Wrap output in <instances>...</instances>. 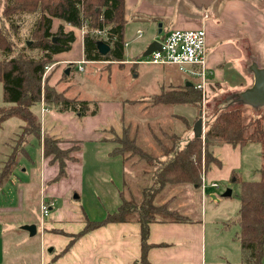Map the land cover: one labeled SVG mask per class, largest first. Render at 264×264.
Segmentation results:
<instances>
[{"label": "crops", "instance_id": "1", "mask_svg": "<svg viewBox=\"0 0 264 264\" xmlns=\"http://www.w3.org/2000/svg\"><path fill=\"white\" fill-rule=\"evenodd\" d=\"M133 7L138 9L135 11H145L151 17H160L163 20L160 25L164 27L167 23L175 25L176 28L203 27L206 31L208 50L206 86L210 91L214 87L220 93H225L228 100L240 102L237 96L240 97L251 87L254 82V71L264 66V55L262 56L264 5L258 0H213L208 4V9L203 12L195 7L194 10L189 11L188 16L179 14L175 19L173 14L176 10L171 9L170 6L144 0H125L126 22L129 10ZM162 29L160 28L158 32ZM66 30H72L74 36L77 35V31L79 33L70 50L54 56L56 65L51 75H56V69L59 68L68 80L71 67L75 64L78 69L76 61L80 60L84 63L103 65L104 68L109 69L112 63L119 65L124 63L123 60H86L81 29L67 25ZM103 36L104 33L97 38ZM155 40L157 39L152 37L145 40L142 45L140 44L131 63H141L142 59L138 58L143 56L144 51ZM126 46L128 43L123 41V51ZM160 71L162 70L157 73L159 74ZM162 76L163 80L159 75L155 76L151 88H148L141 97L144 101L131 98L129 103L137 107L140 106L139 103L147 105L149 114L143 123L148 122L154 127L157 123H161L164 127L172 128L180 136V145L183 146L193 136L198 135L196 123L203 113L202 109L198 111L194 106L187 104L151 106L149 100L152 95L160 93L163 89L183 86L187 82L195 84L200 80L197 78L195 82L186 81L183 84L173 85L168 84L164 74ZM159 82L162 84L160 85ZM48 83L58 91H63L69 98L88 100L72 95L70 87L59 85L58 79ZM136 100L139 102H135ZM96 103V114L82 117L70 111L59 112L53 108H48L41 114L40 102L32 106V110L40 121V137L30 139L23 147L29 159L35 146L38 147L39 175L35 179L20 178L15 174L17 168L21 167L19 162L8 180L0 183V207L6 208L0 212L12 215L0 216V264H230L227 251L223 248L219 250L215 242L208 244V236L211 235V240L214 239L215 234H219V230L217 227L212 230L207 227L206 208L203 218V192L206 187L217 188L218 186L213 187L212 183L222 180L230 181L238 177L237 169L241 167V151H235V147L241 146L233 147L229 143L218 144L212 148V154L219 160V164L211 163L204 170V188L194 186L198 191L195 197L191 198L200 204L195 208L196 212L192 206L188 207L186 201L183 204L178 202L177 209L189 218L187 221H153L149 224L150 248L147 251V262L140 261V224L137 221V215H133L134 218L128 221L105 223L72 240L71 235L79 232L87 221L100 220L110 212L105 210L101 218H92L91 214L84 212L82 205L78 206L73 200L85 197V193L90 194L89 196L105 194L114 205L112 212L118 208L122 194L128 198L124 192V186L127 183L128 174L132 172L128 167L129 159L125 162L122 155L112 153L115 144L109 140L113 135H122L125 104L122 100L116 99L97 100ZM216 104L221 105L222 101ZM166 106H169V109H165ZM136 112L139 110L137 109ZM150 116H152L151 119ZM181 125L184 126L185 131L180 133L177 130ZM17 126L21 128L22 123ZM145 129L142 134L146 137L149 130ZM203 131L204 122L202 121ZM135 132L138 133V131ZM45 138L59 140L58 145L62 149L73 145L78 146V149L71 154L75 159L66 160L65 173L61 177H57L59 170L57 162L51 163L50 157L44 155ZM96 162L105 170L102 180L97 184L96 181L89 180L90 175L94 173L93 168L97 166ZM22 170L24 171V168ZM86 188L90 191L87 192ZM173 196H170L171 200L169 198L170 204L178 199L176 195ZM94 197L100 198V196ZM211 197L217 200L215 195L211 194ZM88 199L93 201L92 198ZM41 201L53 203L43 220H41L40 211ZM25 211L27 213H24ZM16 214L18 218L19 215L24 216L20 221L17 220L19 221L17 224L15 221L11 224L10 219ZM29 224L36 226L34 235H30L24 228ZM226 226L227 224L224 228ZM11 236L14 243L11 242ZM225 246L227 248V243ZM216 254L217 256L214 257Z\"/></svg>", "mask_w": 264, "mask_h": 264}, {"label": "trees", "instance_id": "2", "mask_svg": "<svg viewBox=\"0 0 264 264\" xmlns=\"http://www.w3.org/2000/svg\"><path fill=\"white\" fill-rule=\"evenodd\" d=\"M124 9L125 0H2L0 84L6 105L0 106V125L10 117L22 120L18 141L20 146L17 151L27 154L23 145L31 138L40 137V121L32 106L39 104L41 98L48 108L59 112L70 111L79 117L96 114L95 101L65 96L63 91H58L48 83L49 75L42 86V74L45 65L54 62L56 54L71 48L75 36L73 31L64 29L65 25L87 28L83 35V53L86 60H122L123 32L126 24ZM21 15L33 17L29 36L24 41H21ZM54 19L60 21L55 28ZM94 29L107 33L104 43L109 46V50L105 54L98 47V38L91 33ZM150 98L151 106L187 104L194 106L198 111L201 110L200 93L194 84L171 86ZM141 124L143 128L136 129L138 133L134 131L131 134L129 126L123 122L122 135H113L109 140L115 144L112 153L122 155L125 162L136 157L139 165L143 162L142 168H152L154 188H144L140 202L130 200L122 194L121 202L115 211L107 213L100 220L87 221L79 232L71 235L72 240L105 223L124 222L137 215L140 224V261L147 262V251L150 248L149 224L153 221L189 219L184 215L177 216V210L169 208L168 201L157 204L155 196L158 192L167 186L185 183L201 186L202 167L204 171L211 163L219 164V160L212 154L213 146L222 143L243 146L249 142H258L261 150L259 178L250 181L240 180L239 177L234 179L240 184L239 209L234 222L239 226L236 238L241 248V264H263L264 117L260 115L247 118L243 115L241 107L221 109L207 124L203 134L193 136L183 146L180 145V136L172 128H166L161 123H157L155 127L148 122ZM145 128L149 130L148 145L152 146L151 150L138 142L139 138H143L142 131L146 130ZM58 142L57 139L45 138L43 150L44 155L50 157L51 163L57 162V177H61L65 173L66 160L75 159L71 154L78 146L62 149ZM14 149L16 147L7 159L9 172L1 173L0 183L9 178L13 171L10 167L16 164L17 151Z\"/></svg>", "mask_w": 264, "mask_h": 264}, {"label": "rangeland", "instance_id": "3", "mask_svg": "<svg viewBox=\"0 0 264 264\" xmlns=\"http://www.w3.org/2000/svg\"><path fill=\"white\" fill-rule=\"evenodd\" d=\"M144 1L163 4V6H170L171 9L173 8L174 10H176L175 13L173 14L174 19L179 14L180 16L181 15L188 16L190 13L189 11L194 10L195 7L201 9L200 11L202 12L208 9L207 6L197 5L193 0H144ZM258 1L262 3V5H264V0H258ZM1 9H2V0H0V12ZM135 10L138 9L133 7L129 10V17L123 32V41L127 42L128 46H126L123 51L122 60L124 63L122 65L112 63L110 65V69H111L110 70L109 68H104L103 65L94 64V63H84L83 64L84 69L78 70L77 66L74 64L71 67V73L68 76V80H66L67 78L63 76L59 68L57 69L55 68L56 75H51L53 73L51 71H53L52 69L56 65V63L53 62L50 63L52 67L47 74V76L49 75L48 82L49 81L54 82L55 79H58L59 85H63V86L68 85L70 87V93H72V95H78V97L88 99L90 102L95 100L97 101V100H106V99L122 100L125 104L123 107L124 116H125L124 125L129 126L128 129L130 130L131 134L135 131V129H139L141 127L143 128V125L141 123L147 120L149 113L147 112L148 110L146 109L147 105L145 106V104L139 103L140 106L137 107L135 106V104L131 105L129 103V100L131 98L141 99L142 95L146 93V90H148V88H151L152 84L154 83V79L156 75L157 76L159 75L161 80H163L162 74H164V77L167 78V79L165 78V80H168V84H173V85H178V83L183 84L186 81L195 82L196 80H198L197 77L193 78L195 76L189 77L185 72L179 70L178 66L174 64H164V66H162V65H154V64H144L142 62L136 64L131 63L137 48L140 46V44L142 45V43L145 40H148L149 38L152 37H154L155 39H159V36L162 32H165L167 29L172 30L173 28H176L175 25H170V23H167L165 27L161 26L160 24H162L163 20H161L160 17L158 16L151 17L150 15H147L149 13L145 11L142 10L135 11ZM19 18H21L20 20V29L22 30L21 41H24L25 38L29 36V32L31 29L30 25L32 24L33 17L29 15H21ZM59 23H60L59 20L54 19L53 28H55ZM66 26L67 25L64 26L65 30H66ZM160 28L163 29L161 32H158ZM78 29H81L82 33L83 32L85 33L87 31V28L85 27ZM140 30L142 32L139 35L137 33ZM92 31L93 30H91V32ZM78 33L79 31H77L76 36H78ZM103 33L104 36L97 39V44L99 48H101V46L104 44V40L106 39L107 36V33H105V31ZM76 36L74 41L76 40ZM263 55H264V49H262V56ZM138 59L143 60L144 56L141 55L140 58ZM159 70H162L163 72L160 71L158 74L157 71ZM46 78L44 79L43 82L46 81ZM199 82L200 81H198L197 83ZM159 83L160 85L162 84V82ZM197 83H195L194 86L200 93L201 109L203 111L201 117H199L198 119L202 118V121L204 122V130L206 129L207 124L210 123L214 118L215 113L227 107H241L243 111V115L247 118H250L252 116L256 117L260 115L264 117V104L252 105L241 100L240 102L239 101L233 102L230 99L228 100L225 93H220L214 87H212L210 91L207 88L208 86L205 85V90H203L201 88L196 87ZM237 97L239 98V96ZM220 100L222 101L223 105L216 104ZM5 105L6 103L3 101L2 85L0 84V106H5ZM168 107L169 106H166L165 109H169ZM137 109L139 110V112H136ZM151 118L152 116H150V119ZM138 119H139L138 121L139 124L136 122ZM20 120L21 119L17 117H10L5 121H3L2 124L0 125V175L3 172H9L8 171L9 167L7 166L9 161H7V159L9 155L12 153L13 148L16 147V149H14L16 151L19 150L20 145L18 144V141H19V135L21 134V128L17 125L19 123L23 124L22 120L21 121ZM177 131H179L180 133L185 131L184 126L181 125ZM148 141H150V139L147 135L146 137L143 136V138L138 139L140 145H142L148 150L149 149L151 150L153 148L151 145L150 146L148 145ZM237 150L241 151L240 152L241 167L240 169H237L238 177L240 178V180H244V181L257 180L259 178L258 168L261 163L260 144L258 142H249L239 148L235 147V151ZM27 155L28 154L17 151L16 164L14 166H11L10 168L15 169L20 162L22 168L18 167L17 172L15 174L23 179L27 177L35 179L39 175V168H40L38 147L35 146V148L31 152V159H29ZM21 159L23 160L20 161ZM142 165H144L143 162L140 163L139 165L138 159L136 157L130 158V161L128 160V167L132 172L128 174V177L126 179L127 183L124 186V192L128 197V199L135 200L138 202L142 201L143 198L142 190L144 188L151 189L150 187H153L152 186L153 177L151 176L152 168L148 166L142 168ZM23 168L24 171L22 170ZM203 169L204 168L202 167L200 173L201 177L204 172ZM93 171L94 173L93 175L92 174L90 175L89 180L96 181L97 184L102 180L103 173L105 172V170L104 167L100 166L97 163V166L93 168ZM146 171H148L149 173H147ZM217 184H218L217 188H211L207 186L205 191L203 190L204 191L203 218L205 215V208H206L207 227H209L211 230L217 227L219 230L218 231L219 234H215L216 237H214V239L211 240V235L208 236L209 239L208 244L215 242L219 250L223 248V250L227 251V254L229 255L230 258L229 259L230 264H240L241 251H240L239 242L236 238V233L239 231V226L236 222H234L237 217L238 209H239L240 184L238 181H235L233 179L230 181H226V180L217 181ZM195 189L196 188H194V185L191 183L179 184L175 186L173 185L167 186L158 192V194L155 196V202L157 204H163L166 201H168L167 204H169V208L171 209L176 208L175 210H177L176 211L177 216L181 217L184 215V213H182L177 209L178 202H181L183 204L186 201L188 207L192 206L194 212H196L195 208H197L199 202L197 200H194V198H191V197H195L196 192L198 191ZM227 189H230L231 193L229 195L224 196L223 194ZM88 190L89 189L86 188L87 192ZM211 194L215 195L217 200L213 199L211 197ZM89 195L90 194L85 193V197L73 201H75L78 206L82 205L84 212L86 214L88 213L91 214V217L93 216L92 218H101L107 210L111 212L114 205L109 201L107 195L105 194H103L104 196L95 195V194L92 196ZM173 195H176L175 197L176 199L177 198L178 199L176 200L175 203L172 202L170 204L169 198L170 196ZM94 196H100V198L99 197L96 198ZM88 198H92L93 201L89 200ZM205 200H206V207H205ZM3 210H6V208L0 207V211ZM24 213H27V211H25ZM189 213L193 214L192 212ZM8 215L12 216L11 214L0 212V216H8ZM23 216L24 215H19L20 218L19 219L17 214L14 215L10 219V223L12 224L15 221L17 224L23 218ZM226 224L227 226L226 228H224V225ZM12 238L13 236H11L10 238L11 242L14 243ZM27 243L30 244L31 242H27ZM226 243H227V248L225 246ZM225 251H223V254H225ZM215 256H217V254L214 255V257ZM235 256H236V260H235ZM218 260H220L219 257Z\"/></svg>", "mask_w": 264, "mask_h": 264}, {"label": "built area", "instance_id": "4", "mask_svg": "<svg viewBox=\"0 0 264 264\" xmlns=\"http://www.w3.org/2000/svg\"><path fill=\"white\" fill-rule=\"evenodd\" d=\"M84 33V32H83ZM94 36L100 37L103 30L94 29L91 32ZM141 32H139V35ZM159 44L157 49L153 50L147 56H144L142 62L152 64H174L180 70L189 73L192 76L199 78L200 82L196 87L205 90L206 74H207V42L206 31L203 27L197 28H173L163 34H160L159 39L156 40ZM78 69L83 68L84 61H76ZM52 65L47 64L44 67L42 74V86ZM40 110L43 114L48 107L43 98L40 100ZM205 174L203 172L201 177V187H205ZM213 187H217V183H212ZM52 202L41 201L40 211L41 220L45 219L48 215Z\"/></svg>", "mask_w": 264, "mask_h": 264}, {"label": "water", "instance_id": "5", "mask_svg": "<svg viewBox=\"0 0 264 264\" xmlns=\"http://www.w3.org/2000/svg\"><path fill=\"white\" fill-rule=\"evenodd\" d=\"M197 5L208 6L213 0H193ZM159 46L158 42L153 41L147 49L144 51L143 56H147L153 50L157 49ZM109 50L107 44H103L100 48V51L105 54ZM187 86L192 85L191 82L186 83ZM239 100L252 105L264 104V66L258 68L254 71V82L249 89H247L240 97ZM197 134L201 135L202 133V118L197 121ZM231 193L230 189H227L223 195H229ZM26 230L29 231L30 235H34L36 232V226L34 224H29L24 226Z\"/></svg>", "mask_w": 264, "mask_h": 264}]
</instances>
